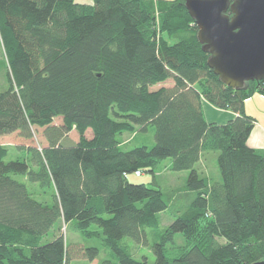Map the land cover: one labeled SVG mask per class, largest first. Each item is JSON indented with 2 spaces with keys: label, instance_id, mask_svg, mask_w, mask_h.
I'll use <instances>...</instances> for the list:
<instances>
[{
  "label": "trees",
  "instance_id": "1",
  "mask_svg": "<svg viewBox=\"0 0 264 264\" xmlns=\"http://www.w3.org/2000/svg\"><path fill=\"white\" fill-rule=\"evenodd\" d=\"M184 4L0 0L8 68L0 135L31 139L42 129L46 142L22 146L26 158L9 161L0 145V264H66L79 250L92 262L100 248L108 256L96 264H150L142 247L151 264L264 260V151L247 144L256 120L244 109L264 96V82L225 86ZM202 100L235 117L208 123ZM145 133L150 145L123 142ZM209 154L217 180L201 167ZM166 159L187 172L183 185L164 193L128 180L136 171L154 176ZM29 185L51 189V199H37ZM165 211L172 221L162 227ZM60 221L99 246L68 248L61 233L45 240ZM175 234L184 243L172 251Z\"/></svg>",
  "mask_w": 264,
  "mask_h": 264
},
{
  "label": "water",
  "instance_id": "2",
  "mask_svg": "<svg viewBox=\"0 0 264 264\" xmlns=\"http://www.w3.org/2000/svg\"><path fill=\"white\" fill-rule=\"evenodd\" d=\"M184 6L209 53L208 67L225 86L264 82V0H185Z\"/></svg>",
  "mask_w": 264,
  "mask_h": 264
},
{
  "label": "rangeland",
  "instance_id": "3",
  "mask_svg": "<svg viewBox=\"0 0 264 264\" xmlns=\"http://www.w3.org/2000/svg\"><path fill=\"white\" fill-rule=\"evenodd\" d=\"M154 2V0H153ZM8 68L5 63V58L3 55L2 51V46L0 43V93L4 91L8 85ZM172 83L169 81L166 83V85H171ZM262 97H259L258 94H254V96L249 100L248 102H245L246 108L245 112L252 114V116L256 119V121L259 123L258 125H263L264 126V96L261 95ZM53 123L55 125H58L61 123V118H55L53 120ZM85 136L87 138L91 137V132L88 130L85 133ZM140 137H143L144 140L141 138L138 139L139 137L133 136V135H128L124 134L122 136L123 142L128 143L129 141L137 139L136 144H141V143H147L149 142V145L151 144V133H145V134H140ZM68 139L71 142H75L78 140V135L75 133V131H71L68 134ZM151 139V140H150ZM44 137L42 136V130H35L33 131V136L31 139H23L20 137L19 133H11L7 134L6 137H0V141L4 143V147L7 148L8 150V157L7 161L11 159H25V152L21 151L20 148L23 146L21 144H32L35 146H43L44 143ZM153 142V141H152ZM264 145V143H263ZM25 146V145H24ZM210 153H213L215 151H208ZM207 166L209 168V174L212 179L217 180L218 178V167L216 163L215 157L209 156L207 157ZM170 163L169 159L163 160L160 163H158V167L155 170L154 176L148 171H145L142 173L140 176H135L134 174H129L128 175V180L131 183L135 184H146L148 186L153 185L152 182H154L164 193L168 192L169 190L173 189L174 187H179L185 183L186 177H187V172L186 171H181V172H174L168 168V165ZM29 190L35 197L39 200H44V201H49L51 199V189H41L37 187L36 185H29L28 186ZM161 217V226H166L172 221V217L169 211L162 212L160 214ZM56 230L53 232L51 231L48 235V237L45 238V240L50 241L52 239V234L53 236L56 235L57 233H61L64 236V239L67 242L68 248H73L74 250L77 249L79 246L82 247H87V246H99V243L97 241H94L92 243L85 242L80 235L75 232L72 228L71 225H65L63 221H60L56 225ZM149 241L151 240V234L148 236ZM130 246H133L132 242H128ZM184 243L183 238L181 234H175L174 237V242L172 245H169V249L172 251H175V249L179 246H182ZM142 251V254L147 256L148 262L151 264L153 263V254L152 252L148 249V247H142V249H139ZM140 251H137V256L140 255ZM76 256L71 257V259L66 263V264H96L99 259L105 258L108 256V253L105 249L100 248L99 249V254L98 257L90 262L87 259H84L80 255V250L78 253L75 254ZM140 257H138L139 259Z\"/></svg>",
  "mask_w": 264,
  "mask_h": 264
},
{
  "label": "crops",
  "instance_id": "4",
  "mask_svg": "<svg viewBox=\"0 0 264 264\" xmlns=\"http://www.w3.org/2000/svg\"><path fill=\"white\" fill-rule=\"evenodd\" d=\"M259 97H262V96L259 95ZM248 100L249 99H247L245 102H248ZM202 108H203L204 117L208 123L223 124V123H226L230 119L235 117V113H233L232 111L215 108L212 104H210L209 102H207L205 100H202ZM245 108H246V106H244V109ZM248 112L249 113H246V114L253 117L252 114L250 113V111H248ZM258 124L259 123L256 121L254 124V127L250 133V136L248 137L247 144H248V146H250L252 148H256V149H260V150L264 151V145H263V143H264V126L263 125L261 126ZM39 130H42V129H39ZM13 133H18V132H13ZM6 136L7 135H0V137H6ZM44 143L46 144L45 140H44ZM0 145L4 146V143L2 141H0ZM21 145L26 146L29 144H21ZM209 156L213 157V156H215V154H209L208 157ZM201 167H203V170L205 171L206 174L209 173L208 166H206V160L205 161L202 160Z\"/></svg>",
  "mask_w": 264,
  "mask_h": 264
},
{
  "label": "built area",
  "instance_id": "5",
  "mask_svg": "<svg viewBox=\"0 0 264 264\" xmlns=\"http://www.w3.org/2000/svg\"><path fill=\"white\" fill-rule=\"evenodd\" d=\"M134 175H135V176H140V175H141V172L136 171V172L134 173Z\"/></svg>",
  "mask_w": 264,
  "mask_h": 264
}]
</instances>
